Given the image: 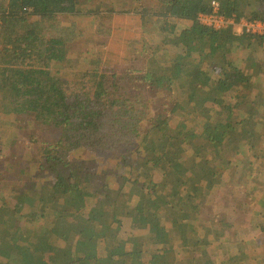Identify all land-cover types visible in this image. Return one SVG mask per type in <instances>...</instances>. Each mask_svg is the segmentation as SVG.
<instances>
[{"label": "trees", "instance_id": "obj_1", "mask_svg": "<svg viewBox=\"0 0 264 264\" xmlns=\"http://www.w3.org/2000/svg\"><path fill=\"white\" fill-rule=\"evenodd\" d=\"M85 1L0 0V181L14 180L8 169L17 160L28 163L33 153H41L44 164H48L46 172L32 169L26 173L34 181V199L17 196L15 189L10 191L15 197L14 204L19 199L26 208V200L32 201L30 218L23 229L33 225L31 220L38 210L45 214L49 199L62 204L63 209L73 201L80 206L85 200L74 217L42 219L53 227L48 233L41 232L38 240L46 247L51 245L50 250L35 246L36 251L25 256V260L30 261L28 264H132L136 260L139 264L168 261L181 264L175 260V250L182 259H189L187 264H213L215 256L209 247L219 237L222 239L221 235L225 236L223 246L224 241L238 247L246 242L240 237L237 224H228L226 213H217L214 206L215 201L224 206L223 189L227 188L222 184L226 183L228 188L232 185L229 175L241 163L231 161L230 157L242 152L240 145L248 149L245 159L249 162L252 158L264 159V149L260 148L263 135L251 129L254 122L264 123V120L248 113L253 107L250 102L242 107L243 118L233 119L234 101L223 102L221 89L226 86V76H230L222 63L229 66L234 63L228 61L224 50L236 39L235 32L232 26L217 29L203 24L198 17L201 14H219L225 18L243 15L250 21L264 22V9L250 8L241 15L237 0H198L194 16L177 14L179 19L186 17L190 21L187 27L179 29L183 26L179 20L166 22L162 19L168 17L166 13L152 12L146 3L141 18H146L147 23L152 21L151 33L164 34L163 46L167 49L158 46L150 57L157 58L162 52L174 53L169 61L161 63L160 59L163 73L150 80L147 79L149 68L148 75L144 69L147 56L142 61V69L133 62L123 69L98 71L84 62L71 65L69 45L93 40L89 30H94L98 37L106 35L107 42H115L112 32L122 34L126 29L104 26L106 18L124 12L111 9L105 15L103 10L92 8L79 14ZM163 1L174 5L178 2ZM137 15L133 13L131 18ZM78 16L92 18L94 23L89 27L64 23L66 17ZM176 22L173 29L183 33H177L176 39L168 38L171 23ZM129 23L127 27L134 24ZM242 36L251 39L254 51L264 48V33ZM192 42L199 44L198 56L207 62L186 63L174 52L177 43L184 47ZM217 64L224 69L216 68ZM146 81L151 83L149 90L145 87ZM152 89L156 90L153 99L148 97ZM206 92L215 97L205 98ZM200 104H203L202 113H198L200 122L197 127L187 128L186 135L203 137L207 133L208 142L202 146L205 154L202 156L196 149L167 141L166 132L167 128L181 127L184 113L197 110ZM181 133H185L183 129ZM15 134L18 138H13ZM6 135H9L7 139ZM5 139L12 141L9 149L4 146ZM192 147H197L196 143ZM181 148L184 151L179 152ZM251 153L253 156L249 157ZM218 161L224 163L218 164ZM254 163L251 161L236 172H253ZM3 166L8 169L2 172ZM262 174L263 171L256 176ZM89 184L101 187L99 196L92 200L87 190ZM239 186L246 187L245 192L249 194L228 195L229 202L235 200L240 206L239 210H232L233 215L238 212L245 215L252 208L254 217H263L264 211L255 204L262 203L264 207V201L259 195H252L256 194L255 184L241 176ZM43 194L46 199L38 198ZM191 208L197 212L192 213ZM4 216L0 215V219ZM73 219L84 222V226L81 230L72 227L76 236L68 247L74 248L78 242L94 243L97 239L111 240L113 247H106L92 257L76 252L75 248L67 255L55 253L57 228L64 229V224ZM161 229L165 230L164 234L159 233ZM27 232L24 230L19 235L27 239L30 233ZM231 248L223 247V253L219 250L222 258L218 264L233 261ZM256 251L251 254L253 264L259 263L254 258ZM18 252L19 249L0 246V264H15ZM238 254L248 257L246 251Z\"/></svg>", "mask_w": 264, "mask_h": 264}, {"label": "rangeland", "instance_id": "obj_2", "mask_svg": "<svg viewBox=\"0 0 264 264\" xmlns=\"http://www.w3.org/2000/svg\"><path fill=\"white\" fill-rule=\"evenodd\" d=\"M196 1L197 0H178V2H175L174 5L170 3V1L164 2L163 0H87L85 1V3H83L84 8L83 6L79 8V14H85L87 11L94 10L92 8H99L105 11H102V13L105 15H108V12H111V9L115 10V12H124L123 15H115L111 19L106 18L104 20V26H120L126 29L125 31H123L122 34L119 32H112L114 34L113 40L115 42H107L106 35H101L100 37H98L95 35L96 33L94 30H89V34H91L93 40L88 43H73V45H69L68 60L73 61L71 65L74 62H84L85 65L89 66L90 68H93L95 71H98L102 68L123 69L126 67V65H129L132 62V64L142 69V61H144L145 57L147 56L146 64H144V69L147 72V69L149 68V77L147 79L154 80L157 76L163 73V65H160V59L161 63L162 61H169L170 56L174 53H172L173 51H168L160 53L159 57L157 58L156 56L150 57L151 51L156 49L158 46L164 48V50H167L166 46H163V40L165 39V36L163 33L159 35L151 33L149 29L151 28L153 23L152 21H149L147 23L146 18H141V12L143 11L147 3V6L149 8L151 7L152 12L159 14L166 13L168 17L162 18L165 19L166 22L179 20V22L183 24V26L179 27V29H184L190 24V21L187 20L186 17L179 19L177 14L184 16H194L196 13ZM250 8H254L257 10L264 9V0H237V9L240 11L241 15L244 12L248 13L247 11ZM133 13H138V15L136 16L137 18H131V15ZM171 14H173V16ZM236 19V27H233V30L235 32L233 33V35H235L234 37H236V39L232 41L230 46H228L224 50V52L229 56L228 61H233L234 63L233 66H229L226 63H222V65H225L226 72L229 73L230 76H226V81L224 82L226 86L224 89H221V96L223 102L225 103L226 101H234L231 107L233 109V119L235 121H238L239 119L243 118L245 112L242 107L247 102H250L253 105V107H251L248 113L252 114L255 119L264 120V48L259 49L258 52H256L257 48H255V51L251 49L255 47V44H253V42L248 36H242L243 34L249 35L251 32H248V30H246V28L241 26L239 23L241 19H245L247 21L248 19L243 15L239 18L236 17ZM131 21L134 23L133 26L127 27V25H130L129 22ZM64 23L66 25H74L78 23L77 25L89 27L90 23H94V20L92 18L91 20H89V17L87 16H78L77 18L66 17L64 19ZM177 23L178 22L171 23V31H169L167 35L168 38L171 37L176 39L177 33H183V30H180V33L179 29H173L174 26H177ZM142 25L145 26V28ZM175 48L177 50H175L174 52H177L179 53V55L182 56L183 62L191 63L193 61H203L205 63L208 61L198 56V43H187L184 44V47H182L180 43H177ZM173 58L174 57H172V59ZM222 65L217 64V66L215 67H221L222 69H224ZM157 68L158 70H155ZM239 69L242 70V74H239ZM217 73L220 75L219 71ZM145 87L148 90L151 89L150 81L145 82ZM155 91L156 90L152 89V94H150L148 97L153 99L156 96ZM212 96L215 97V94L207 92L205 93V98L208 97V99H210ZM159 101L160 99L158 100V103ZM202 106L203 104L198 105L197 110L192 112L186 111L184 113V120L180 122L182 126L178 129H166V132L169 134L167 141L174 144H180L183 147H186L191 150L196 149L197 152L201 153V156L202 154L205 155L202 152V146L207 144L208 142L207 133L205 132L203 137L198 136L196 134L187 136L186 129L190 126H198L200 122V116L198 115V113H202ZM155 114L159 115V112H156ZM182 129L185 133L180 134V131ZM251 129H253V131L257 134L262 133L264 139V123L254 122V125ZM8 136L9 135H6L5 138L7 139ZM13 138H18V136L15 134ZM6 139L4 146L9 149L10 147H12V141ZM185 143L187 144L184 145ZM194 143H196L197 145V147L195 148L192 147ZM260 148L264 149V140L262 145H260ZM240 149L242 152H239L238 155L230 157L231 161L235 163H241L240 166L234 167L232 175H229L232 180L231 187L228 188L226 183L222 184V187L227 188L226 190L222 188L224 190V195H226L225 201L221 202L224 206L220 207L218 201H215L214 207L217 213H219V211H223L226 213L228 224H237L238 230L240 231L239 235L241 238L245 239L246 242L242 243L244 245H240L238 247L232 242L225 243L224 241L223 246L222 239H224L225 236L221 235L222 239L221 237H219L218 242L215 245L209 247L210 252L214 253L215 256V262H213V264H218L221 262L222 257L220 256L221 253H218L219 250L223 253V247L230 246L232 247L231 250L234 252L233 261L230 263L222 264H253L251 262V254L254 250H257V255L254 257L255 261L259 260V263L257 262V264H264V230H262V227L264 226V216L258 218L254 217L252 208H250V210L245 215H243L241 212H238L233 215L232 210H239L240 206H237V202L235 200L233 202L228 201V195H233L235 192L238 195L244 196L249 194L245 192L246 187L239 186V178L241 176L246 180L249 179L251 183L255 184L254 191L256 194L252 195H259L260 199L264 201V159L258 157L252 158L250 160V162H255L253 172H250L249 170L246 172L237 173L236 170L239 167L246 168L248 166L247 163L250 164V162L245 159V157L248 156L246 153H249L248 149L243 148L242 145H240ZM171 151L173 152V150ZM178 151H184V149L181 148L178 149ZM40 154L41 153H33L29 158L28 163H23L21 160H17L14 164H12L10 169L6 167L5 169L10 170L9 174L14 178V180L6 178L3 182L0 181V215H5L4 219H0V246L11 250L15 248L19 249V252L16 253L18 259L15 264H28L30 261L25 260V256L32 255L34 251H36L35 246L43 247L45 251L50 250L51 245L46 247L43 241L38 240L41 239V232L48 233L53 227L49 223L42 221V219L53 218L54 216H57L58 218L61 216L74 217L77 211L79 210V207H81L85 202V200L83 199L81 205L78 206L77 202L73 201L66 209H63L62 204H57L55 199H49V201L46 203L47 207L49 208H45V214L43 213V210H38L34 219L31 220L33 225H31L28 229L22 228L27 226V219L30 218L29 209L32 204V201L30 199L26 200V208L24 207V203H21L19 199L14 204L15 197L10 191L15 189L17 196L22 195L34 199L33 195L36 192L32 191L34 181L30 180L26 173L27 171H30L32 169L39 172H46L48 170V164H44V161L42 160ZM252 156L253 154L249 157ZM216 163L223 164L224 161H218ZM5 169L3 166L2 172ZM261 171H263V174L256 176ZM168 178L170 179V177ZM18 181L20 182L19 187L17 185ZM100 189L101 187L98 184H89L87 186V190L91 192V200L94 197L99 196V194L101 193ZM38 198L46 199V195H39ZM255 205L256 207H259V209H263L264 211L262 203H257ZM56 210L58 211V214ZM191 212H197V210L191 208ZM192 213H190L189 215L191 216ZM9 214H13V216L8 217ZM24 214L27 217L23 218L22 215ZM55 223H57V219ZM41 224H44L43 227H41ZM68 224H70L71 226H67ZM83 226L84 222L81 223L79 219H73L67 221V223L64 224V229L58 227L56 230L58 234L55 238L56 241L53 249L54 252H63V254L67 255V253H72L75 248L76 252L86 253V255L92 257L94 254H99L101 250L106 247H113L111 240H105L104 242H102L101 240L98 241V239L95 240L94 243H87V241L78 242L73 245L74 248L70 246L68 247V243H71V240H73L76 236V232L73 231L72 227L81 230ZM24 230L28 231L27 234L30 232L28 234L29 237L27 239L19 235L21 233H24ZM159 233L164 234L165 230L161 229ZM238 251H246L248 253V257L238 254ZM22 252L24 255H21ZM170 255L171 253H169V256ZM174 257L175 260L177 258L178 261H181V264H187V261L189 260L186 258L182 259L181 254L179 256L175 250ZM99 260L101 263L102 258H100ZM145 261H147V259H145ZM173 263L174 262L172 261H168L166 263L159 262L158 264ZM132 264H139V261H133ZM197 264L200 263L197 262Z\"/></svg>", "mask_w": 264, "mask_h": 264}, {"label": "built area", "instance_id": "obj_3", "mask_svg": "<svg viewBox=\"0 0 264 264\" xmlns=\"http://www.w3.org/2000/svg\"><path fill=\"white\" fill-rule=\"evenodd\" d=\"M198 19L203 23L208 26L214 27V28H223V27H236L235 21L237 20L235 18H225L222 15L219 14H201L199 15ZM240 25L245 27L248 32H251L253 34H262L264 33V22L260 20L256 21H250V20H245L241 19L239 21Z\"/></svg>", "mask_w": 264, "mask_h": 264}, {"label": "crops", "instance_id": "obj_4", "mask_svg": "<svg viewBox=\"0 0 264 264\" xmlns=\"http://www.w3.org/2000/svg\"><path fill=\"white\" fill-rule=\"evenodd\" d=\"M198 3H199V1L197 0L196 3H195V6H196V7H197ZM205 60H207V59H205ZM256 208L259 209V207H256ZM262 210H263V209H262Z\"/></svg>", "mask_w": 264, "mask_h": 264}]
</instances>
